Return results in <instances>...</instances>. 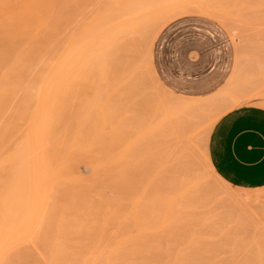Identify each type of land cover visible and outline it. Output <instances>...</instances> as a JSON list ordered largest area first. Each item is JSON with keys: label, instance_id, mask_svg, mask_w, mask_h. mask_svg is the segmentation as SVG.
<instances>
[{"label": "rangeland", "instance_id": "rangeland-1", "mask_svg": "<svg viewBox=\"0 0 264 264\" xmlns=\"http://www.w3.org/2000/svg\"><path fill=\"white\" fill-rule=\"evenodd\" d=\"M187 15L215 19L236 47L232 75L209 97L174 93L154 69L159 33ZM0 21V253L11 264H264V188L233 187L207 157L216 120L264 91V0H0ZM115 22L130 24L127 37L64 86L63 55ZM51 64L59 80L45 74ZM41 91L57 106L50 170L35 175L24 165Z\"/></svg>", "mask_w": 264, "mask_h": 264}, {"label": "crops", "instance_id": "crops-1", "mask_svg": "<svg viewBox=\"0 0 264 264\" xmlns=\"http://www.w3.org/2000/svg\"><path fill=\"white\" fill-rule=\"evenodd\" d=\"M153 65L161 82L174 93L209 97L232 75L236 47L215 19L187 15L161 30L154 44ZM256 93L223 114L208 140L217 174L233 187L247 190L264 188V91Z\"/></svg>", "mask_w": 264, "mask_h": 264}, {"label": "bare ground", "instance_id": "bare-ground-1", "mask_svg": "<svg viewBox=\"0 0 264 264\" xmlns=\"http://www.w3.org/2000/svg\"><path fill=\"white\" fill-rule=\"evenodd\" d=\"M183 1H181V3H182ZM144 3V2H143ZM177 3V6H179L178 5V2H176ZM180 3V4H181ZM137 4V3H136ZM140 4L142 5V3L140 2ZM185 4H189V3H185ZM139 5V4H138ZM174 5V4H173ZM134 6H136V5H134ZM148 6V5H147ZM177 6H175L173 9H175L176 10V7ZM200 6V5H199ZM150 7V6H149ZM171 8H172V6H170ZM188 7V6H187ZM129 8V7H128ZM164 8H166V7H164ZM127 9V8H126ZM156 9V8H155ZM160 9V8H159ZM181 9V8H180ZM179 9V10H180ZM110 10V9H109ZM151 10V9H150ZM167 10V9H166ZM126 11H130V9L129 10H126ZM158 11V10H157ZM169 11V10H168ZM177 11V10H176ZM197 11V10H196ZM118 12H120V11H118ZM130 12H133V10H131ZM129 12V13H130ZM167 12V11H166ZM178 12H180V11H178ZM182 12V11H181ZM189 12V11H188ZM199 12V11H198ZM184 13V12H183ZM118 14V13H117ZM126 14V13H125ZM131 14V13H130ZM148 15H149V13H147ZM154 14L155 15H158V13H156V11H154V13H153V15L152 16H154ZM174 14H175V12H174ZM174 14H172L171 13V17H173L174 16ZM180 13H178V15H179ZM182 14V13H181ZM189 14V13H188ZM132 15V14H131ZM146 15V14H145ZM163 15V14H162ZM167 15V14H166ZM207 15V14H206ZM106 16V15H105ZM116 16V15H115ZM122 17H123V15H121ZM120 16V17H121ZM133 16V18L135 17L134 15H132ZM141 16V15H140ZM160 16V15H159ZM175 16H177V14L175 15ZM180 16V15H179ZM217 16V15H216ZM131 17V16H130ZM129 17V18H130ZM142 17H143V15H142ZM142 17H141V19H142ZM146 17V16H145ZM151 17V16H150ZM154 17H157V16H154ZM154 17H152V19L154 18ZM126 18H127V16H126ZM147 18V17H146ZM148 18H149V16H148ZM166 18V17H165ZM169 18H170V15H169ZM176 18V17H175ZM116 19H118V18H116ZM121 19V18H120ZM131 19V18H130ZM135 19V18H134ZM133 19V20H134ZM151 19V18H150ZM157 19V18H156ZM155 19V20H156ZM173 19V18H172ZM132 20V19H131ZM132 20V21H133ZM149 20V19H148ZM160 20V19H159ZM166 19H164V21H165ZM170 20V19H169ZM103 21V20H102ZM118 21V20H117ZM123 21V19H121V22ZM124 21H125V19H124ZM129 21V19L126 21V22H128ZM135 21V20H134ZM133 21V23H135L134 25H132V27L133 26H135V25H137L136 23H138V21L137 22H134ZM142 22H143V20H141ZM145 21H146V19H145ZM1 22V21H0ZM3 22V21H2ZM1 22V23H2ZM120 22V21H119ZM120 22V23H121ZM130 22V21H129ZM147 22V21H146ZM166 22V21H165ZM44 23V22H43ZM42 23V24H43ZM133 23H131L130 22V24H133ZM145 23V22H144ZM164 23V22H163ZM4 24V23H3ZM48 24V23H47ZM109 24V23H108ZM117 24V26L118 27H116L115 29H113V28H111L110 26V28L111 29H113V30H115V32L118 34V32H119V34H118V36H117V34L113 31V30H111V29H109L110 30V34H107L106 35V32L108 31L107 29H106V31H105V34L104 35H102V34H100V35H98L99 37H97V39H96V41L94 42V40H93V43H92V45L91 46H87L85 49H83V50H81L79 47H77V48H73L72 50H70L68 53H69V55L68 56H66V55H63V57L66 59L65 61H64V63H63V65H62V63L59 65V69H58V71H57V75L59 76V75H61V79H63L64 77L63 76H65V78H64V81H67V83H66V85H64V86H68V83L71 81V80H74V79H77L78 77H80L81 75H83L89 68H94L95 69V67H94V65H97L98 64V62H99V59H100V56L101 55H103V54H101V55H99V53H103V52H100V51H102V49H104V50H106V49H108V48H110V47H112V46H114L113 44H114V42H113V44H111V41H115L116 40V37H117V39L119 38V39H121L119 36H121L120 35V32L122 31V32H124L123 33V35H126L127 34V32H125V30L127 29V27L130 25L129 23H127V24H129V25H125L126 23L124 22L122 25V27H119V26H121L120 24H118V22H115V25ZM147 24V23H146ZM145 24V25H146ZM139 25H142V24H140V19H139ZM163 25H165V23L163 24ZM2 26L4 27L3 29H2ZM0 25V27H1V31L2 30H4L5 29V26L6 25ZM113 26V25H112ZM138 26V25H137ZM109 27H107V28H109ZM124 27H126L125 28V30L123 31V30H121L120 28H122V29H124ZM130 27V26H129ZM139 27V26H138ZM9 28V27H8ZM8 28H7V30H8ZM100 28H101V26H100ZM136 28V27H135ZM134 28V29H135ZM142 28V27H141ZM117 29V30H116ZM133 28H132V30L133 31H136V30H134ZM7 30H5V32H6V34H8L7 32ZM12 30V29H11ZM11 30H10V32H11ZM28 30V29H27ZM26 30V31H27ZM120 30V31H119ZM128 30V32H129V29H127ZM139 30V29H138ZM137 30V31H138ZM0 31V32H1ZM13 31V30H12ZM22 33H23V36L24 35H26V36H28V31L26 32L25 30H24V32H23V30H20ZM111 31L113 32V33H111ZM140 31V30H139ZM4 32V31H3ZM109 32V31H108ZM122 32H121V34H122ZM12 33V32H11ZM16 33V32H15ZM15 33H12V34H15ZM19 33V32H18ZM21 33V34H22ZM27 33V34H26ZM126 33V34H125ZM130 33V32H129ZM129 33H128V36L130 37V35H129ZM2 34H4V33H2ZM12 34H10V35H12ZM17 34V33H16ZM114 34V35H113ZM13 36V35H12ZM18 37H20L19 35H17ZM133 36V35H132ZM127 37V35L125 36V38ZM124 38V37H123ZM123 38H122V40H120V41H123ZM124 38V39H125ZM114 39V40H113ZM126 40V39H125ZM120 41H118V44L120 43ZM116 43H117V41H116ZM115 43V44H116ZM123 43H125V42H123ZM107 44H111L110 46L109 45H107ZM106 46H108V48L106 47ZM120 46H122V45H120ZM119 45H118V47H120ZM103 50V51H104ZM108 50H110V49H108ZM67 53V54H68ZM97 57H99L98 59H97ZM102 57V56H101ZM59 59H61V58H59ZM103 59V58H102ZM18 63H17V68H19V67H21V69L23 70V68H24V66H23V68H22V66H21V63H20V65H19V61L18 60H16ZM58 61V60H57ZM100 61H103V60H100ZM60 62V60L58 61V63ZM61 62H63V61H61ZM93 62V65H91L90 63H92ZM0 64H1V62H0ZM16 64V63H15ZM12 65H14V63L12 64ZM57 65V66H58ZM100 65V64H99ZM5 66H7V62H6V64H5ZM60 66H61V68H60ZM10 67V66H9ZM97 67H99L98 65H97ZM97 67H96V69H97ZM100 67H101V65H100ZM4 68H6V67H2V68H0V72H1V74H3L2 73V70L4 69ZM11 68V67H10ZM9 68V69H10ZM2 69V70H1ZM8 68H7V72H8V70H9ZM93 69V70H94ZM52 70H55L54 68L52 69V64H51V68L49 69V71L47 72H45V74H52L51 75V77L52 78H54L53 77V75L55 74V76H57L56 75V71L54 72V73H52L51 71ZM13 71H15L14 69H11V72L10 73H13ZM7 72H5V73H7ZM19 71H17V73H18ZM23 71H20L19 73H22ZM60 73H63V74H65V75H63L62 76V74H60ZM14 74V73H13ZM13 74H9V75H13ZM15 75H17V74H15ZM58 76L57 77H55V78H57L58 80H59V78H58ZM47 77V76H46ZM48 77H50V76H48ZM50 77V78H51ZM60 77V76H59ZM85 77V79L87 80V77L86 76H84ZM51 78V79H52ZM54 78V79H55ZM60 79V80H61ZM53 80V79H52ZM56 80V79H55ZM49 81V80H48ZM63 81V82H64ZM78 82V81H77ZM43 85H44V83H43ZM47 86H49V85H44V88H43V90L45 91V88L47 87ZM51 86V85H50ZM10 89V88H9ZM42 90V89H41ZM47 90V89H46ZM31 91V90H30ZM54 91V90H53ZM42 93L40 94V97H39V106H40V108H39V110H37L36 111V113H35V115H34V118L32 119L33 121H31V126H30V129H29V152L28 153H30V158H29V165L28 166H26L25 167V165H24V170L26 169V168H28L27 170L29 171H31V172H34V174L36 175V173L38 174V173H40V174H43L44 172H47V171H49L50 170V164H49V155H48V152H47V149H46V141H47V138H48V134H49V119H50V114H51V112H53L54 110H55V108H56V103H54L53 101H50V98L52 97V95H51V97L49 96H47V93H45V92H43V91H41ZM69 92V91H68ZM36 93V92H35ZM56 93V92H55ZM56 94H58V93H56ZM56 97H58V96H56ZM182 97V96H181ZM55 98V97H54ZM173 98H175V96L173 97ZM188 98V97H187ZM181 99V98H180ZM195 99V98H194ZM193 99V100H194ZM197 100V99H196ZM195 100V101H196ZM175 101V100H174ZM57 102V101H56ZM207 103V102H206ZM206 103H204V105L206 104ZM216 103V102H215ZM234 103V102H233ZM171 104V103H170ZM176 104V103H175ZM203 104V103H202ZM235 104V103H234ZM263 105H264V102L262 103ZM167 105H168V103H167ZM207 105V104H206ZM216 104H214V106H215ZM59 106V105H58ZM199 106H200V104H199ZM211 106V105H210ZM209 106V107H210ZM214 106H212V108H215ZM232 106V105H231ZM164 107V106H163ZM167 107V106H166ZM169 107V106H168ZM170 108H172V106L170 107ZM201 108H202V106H201ZM211 108V109H212ZM204 108H202V110H203ZM210 109V110H211ZM168 110V109H167ZM197 110V109H196ZM209 110V109H208ZM215 110V109H214ZM218 110V109H217ZM13 111V110H12ZM198 112H199V110H198ZM209 112V111H208ZM214 112V111H213ZM103 113V117L105 118V121H106V117H105V111H103L102 112ZM190 113V112H189ZM202 113L203 114H205L203 111H202ZM195 114V113H194ZM198 114V116H199V118L200 117H202V114L201 115H199V113H197ZM197 114H196V116L195 115H193L192 114V116H193V119H194V116H195V118L196 117H198L197 116ZM223 114V113H222ZM208 115V114H207ZM206 116V115H205ZM205 116H203V118L205 117ZM183 117V116H182ZM206 117H208V116H206ZM205 117V118H206ZM210 117H212V115H210ZM209 117V118H210ZM202 118V119H203ZM212 119V118H211ZM210 119V121H213V120H216V116H215V119H213V120H211ZM195 121H196V119H194ZM199 120H201V118L199 119ZM209 121V119L206 121L205 120V124H207V122L209 123L210 122ZM199 122V121H198ZM203 122V121H202ZM216 122H217V120H216ZM215 122V123H216ZM200 123H201V121H200ZM197 124H199V123H197ZM16 125V124H15ZM188 125V124H187ZM193 125V124H192ZM213 125V124H212ZM215 125V124H214ZM213 125V126H214ZM198 126V125H197ZM197 126H196V128H197ZM201 126H202V124H201ZM205 126V125H204ZM207 126V125H206ZM194 127V126H193ZM198 128H200V126L198 127ZM198 128L197 129H194L195 131L196 130H198ZM208 128V131H209V128H210V126L209 127H207ZM185 129H186V127H185ZM67 130V129H66ZM194 130H192L191 129V131L193 132ZM206 130V129H205ZM1 131H3V130H1ZM9 131V130H8ZM7 131V132H8ZM190 131V130H189ZM190 131V132H191ZM194 131V132H195ZM199 131V130H198ZM4 132V131H3ZM6 132V131H5ZM6 132V133H7ZM18 133V132H17ZM21 133V132H20ZM210 133V132H209ZM206 134H208L207 132H206ZM192 135H193V133H192ZM2 136V135H1ZM207 135H205V139L207 138L206 137ZM6 137V136H5ZM27 137V136H26ZM194 137H196V135H194ZM191 138H193V137H191ZM3 140V139H2ZM6 141V140H5ZM28 141V140H27ZM24 142V141H23ZM63 142V141H62ZM1 143H3V142H1ZM186 143H187V141H186ZM192 143V142H191ZM197 143V142H196ZM63 144V143H62ZM192 145H194L193 143H192ZM203 145V144H202ZM205 145V144H204ZM1 146H3V145H1ZM4 146H5V143H4ZM61 147V146H60ZM70 147H72V146H70ZM193 147V146H192ZM206 147V146H205ZM71 149V148H70ZM4 150V149H3ZM74 150V149H73ZM77 150V149H76ZM188 152V151H187ZM197 152V151H196ZM202 152V151H201ZM203 152H204V150H203ZM208 152V151H207ZM3 153V152H2ZM59 153H60V151H59ZM72 153V152H71ZM75 153V152H74ZM193 153H195V152H193ZM198 153V152H197ZM1 154V153H0ZM201 154V153H200ZM200 154H199V157H200ZM189 155H192V153L191 154H189ZM194 155V154H193ZM193 155H192V157H193ZM203 155V154H202ZM197 156V155H196ZM2 157V156H1ZM67 157H68V155H67ZM71 157V156H70ZM207 157H209V156H207ZM4 158V157H3ZM10 159V158H9ZM192 159H194V157L192 158ZM197 159H199V158H197ZM201 159V158H200ZM208 159V158H207ZM196 160V159H195ZM17 161V160H16ZM200 162H202V161H200ZM204 162H205V160H204ZM211 162V161H210ZM3 163V162H2ZM5 163V162H4ZM11 163V162H10ZM18 163V162H17ZM20 163V162H19ZM0 165H2V164H0ZM65 165V164H64ZM205 165V164H204ZM13 166V165H12ZM62 167V166H61ZM2 168V167H1ZM9 168H11V167H9ZM53 168H55V169H57L56 168V166L55 167H53ZM22 169V168H21ZM1 170V169H0ZM19 171H20V169H18ZM21 172H22V170H21ZM27 172V171H26ZM45 174V173H44ZM43 174V175H44ZM219 176V175H218ZM31 177H32V175H31ZM215 178V177H214ZM52 181V180H51ZM54 181V180H53ZM44 182H46V181H44ZM28 183V182H27ZM32 183H33V181H32ZM51 184V183H50ZM33 185V184H32ZM48 194V193H47ZM242 203V202H241ZM245 206V205H244ZM32 229V228H31ZM13 246V245H12ZM11 263H14L13 261H12V259H10V260H8L5 256H3L1 253H0V264H11Z\"/></svg>", "mask_w": 264, "mask_h": 264}]
</instances>
